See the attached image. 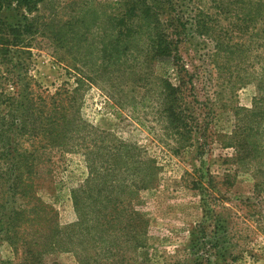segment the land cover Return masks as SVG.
Segmentation results:
<instances>
[{
	"label": "rangeland",
	"instance_id": "374dc122",
	"mask_svg": "<svg viewBox=\"0 0 264 264\" xmlns=\"http://www.w3.org/2000/svg\"><path fill=\"white\" fill-rule=\"evenodd\" d=\"M119 1L44 0L28 15L38 28L25 48L31 52L33 88L52 94L62 86L77 85L81 74L94 78L82 85L69 141L40 150L36 196L57 210L61 228L71 226L78 221L71 189L88 181L89 162L107 173L115 146L123 140L153 160L154 170L148 187L133 200L148 221L142 243L125 249L120 258H134L132 264H264V153L260 162L252 155L241 160L236 159V147L225 146V135L238 124L234 112L253 108L263 93L259 84L264 70L258 61L263 56L264 62L263 50L243 51L253 31L243 34L244 23L237 17L241 10L235 5L230 15L228 0H153L164 27L171 19L173 25L186 24L180 26V65L172 57L147 65L144 48L135 42L114 62L112 51L104 47L117 34L105 16L121 13L116 9ZM253 1L257 5L260 0ZM198 9L211 28L208 35L195 25ZM8 14L3 10L0 18ZM263 23L259 19L255 30ZM142 37L147 39L148 32ZM219 38L233 42L229 55H215ZM0 66L4 92L16 95L23 77L17 56L13 64ZM148 72L169 77L174 84L182 75L191 82V103L185 104L188 120L195 125L191 140L160 119L162 107L142 80ZM7 106L0 102V111ZM9 185L0 179V264H18L20 254L4 234L10 207L21 202ZM68 248L45 255L44 263L82 264L79 247ZM99 261L110 264L101 256ZM115 264L129 263L117 259Z\"/></svg>",
	"mask_w": 264,
	"mask_h": 264
},
{
	"label": "trees",
	"instance_id": "16d2710c",
	"mask_svg": "<svg viewBox=\"0 0 264 264\" xmlns=\"http://www.w3.org/2000/svg\"><path fill=\"white\" fill-rule=\"evenodd\" d=\"M43 1L0 0V14L3 10L9 12L7 16L0 18V64L11 65L17 56L18 67L23 73L22 86L16 91V95H7L0 81V102L8 105L7 111H0V179L10 183L12 196L21 200L9 209L5 237L16 251H20L18 264H45V255L56 251H70L69 244L79 247L82 264H102L100 256L110 264H115L117 259H121V263L132 264L136 262L134 258H120V255L125 249L142 243L148 221L133 206V200L138 197L141 189L148 187L154 170L153 160L143 157L138 146L120 140L115 146L116 153L110 157L111 165L107 173L102 171L104 180L101 178L102 172L96 169L98 167H94L93 162L88 163L92 173L90 178L85 184L70 191L78 215V221L71 226L61 228L57 210L35 194L34 179L39 174L42 157L40 150L66 145L69 141V127L73 122L72 111L79 103L82 85L85 80L90 83L94 80L93 77L81 74L74 87L69 89L62 86L58 91L45 95L43 91L33 88L28 62L31 52L25 48L29 46L30 35L34 36L38 28L28 15L37 10L38 3ZM235 5L241 10L237 17L244 23L240 28L243 34L253 31L249 35L248 46L243 51L263 50L264 55V23L261 30H255L259 19L264 22V0H260L257 5L253 0H228L226 8L230 15ZM219 7L220 4L217 8L220 9ZM116 9L121 11L117 17H113L114 14L105 16V19H110L109 28L116 30L117 34L104 47L106 52L112 51L114 62H119L127 51L128 44L135 42L144 48V62L147 65L170 57L177 66L180 65V26L185 28L184 22L179 21L173 25L169 23L171 19L164 27L159 5L149 0H121ZM195 17L199 32L203 35L210 34L211 28L201 9H198ZM144 32H148V42L142 37ZM127 37L131 39L125 41ZM214 45L215 55L221 57V53L229 55L228 50L233 42L219 38L215 39ZM107 55L110 56L109 53ZM261 59L263 56L258 61L264 70ZM146 74L142 80L146 81L149 92L155 95L162 107L160 119L169 129H180L179 134L184 140H191L195 125L189 122L185 108V104L191 103L187 102V83L191 82L183 75L174 84L169 77L164 78L152 72ZM249 74H254V71ZM243 79L241 83H244ZM259 86L263 92L260 99H257L253 108H240V111L234 112L238 124L231 134L225 135V146L236 147V159L242 160L250 155L259 162L263 159L264 78ZM98 178L101 181L96 184Z\"/></svg>",
	"mask_w": 264,
	"mask_h": 264
}]
</instances>
